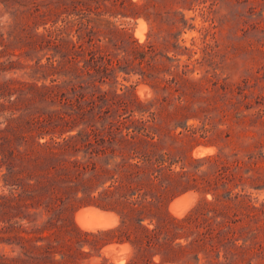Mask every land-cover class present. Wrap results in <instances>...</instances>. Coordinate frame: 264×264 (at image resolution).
<instances>
[{"label":"trees","instance_id":"trees-1","mask_svg":"<svg viewBox=\"0 0 264 264\" xmlns=\"http://www.w3.org/2000/svg\"><path fill=\"white\" fill-rule=\"evenodd\" d=\"M194 1L3 0L18 20L9 37L46 50L36 69L51 79L0 80V232L15 247L0 249V264H116L104 256L111 242L131 246L119 264H264V74L232 82L182 63ZM64 13L76 40L69 26H46ZM93 14L142 17L161 43L95 30ZM3 52L0 75L19 63ZM115 70L138 73L152 97L102 88ZM200 144L216 151L194 156ZM188 191L196 204L170 213ZM85 205L113 212L116 225L81 228L74 215ZM82 236L92 248H65Z\"/></svg>","mask_w":264,"mask_h":264},{"label":"rangeland","instance_id":"rangeland-1","mask_svg":"<svg viewBox=\"0 0 264 264\" xmlns=\"http://www.w3.org/2000/svg\"><path fill=\"white\" fill-rule=\"evenodd\" d=\"M14 11L15 8H7L3 0H0V34L5 33L0 36V51L5 50L3 54L7 55L15 53L16 55L12 59L19 62L15 65V68L2 72L0 80L16 78L29 82L37 81L39 84L44 81L49 83L51 76L47 79L42 78V76L46 77V75L36 69V61L39 59H41L42 64L47 63L46 50L25 51L24 48H21V43L16 42L17 40L13 37H9V34L18 23L14 16ZM185 12L191 27L185 30L181 38L185 41L183 44L189 48L192 57L188 60L189 54L186 53L181 58L182 63H190V68L195 70L194 73L197 76L208 74L221 79L227 78L232 82H240L258 72L264 74V54L259 52V50L264 51V0H195L191 8L186 9ZM90 18L92 20L91 26L95 30H107L109 27L125 28L140 42H144L149 38V40H153L158 44L161 43L160 39L151 34L153 33L151 32V25L142 17L133 19L120 15L114 17L93 14ZM47 20V27L69 26V30L72 29L73 38L77 39L76 34L78 33L76 30L78 25H73V17L68 18L64 13L61 16L51 15V17H47ZM56 20L57 23H55ZM42 22L44 20L40 24L38 23L39 28L36 29V32H43ZM33 27L36 28V25H33ZM100 38L101 44L108 47V50L114 49V40L111 37L101 34ZM2 44H6L7 47L5 48ZM19 56L21 57L19 58ZM5 58L2 57L1 60ZM263 85L264 83L261 86ZM102 88L117 93H124L129 89H134L141 99H148L153 95L152 88L142 80L138 73H126L120 70L113 71L110 78L102 85ZM195 148V151L193 150L192 152L194 156H204L216 151L215 147H204L203 144L197 145ZM4 191L1 181L0 194ZM257 195L260 200L264 199V192ZM199 197L200 195L194 191L180 194L173 201L170 200L171 202L167 206L168 210L173 215L181 217L196 204ZM174 201H177L180 209L183 207L179 214L174 213L171 208V203ZM3 208V205L0 206V210ZM90 208L96 209L101 215L104 214L107 219L113 220L111 225L94 230L110 228L116 225L117 216L113 212L100 210L95 205H85L76 210L74 221L77 225H79L77 213L80 210L87 211ZM3 218L4 216L0 214V228L7 225ZM11 235L13 233L0 232V236H3V239L0 240L1 250L9 251L10 248H15L6 243ZM92 241L93 237L91 236H82L80 239L74 238L65 248H81L83 242V248H92L89 244ZM130 247L127 243H108L104 247V256L116 264L125 263L131 255ZM92 259L95 260L97 258L93 257Z\"/></svg>","mask_w":264,"mask_h":264},{"label":"bare ground","instance_id":"bare-ground-1","mask_svg":"<svg viewBox=\"0 0 264 264\" xmlns=\"http://www.w3.org/2000/svg\"><path fill=\"white\" fill-rule=\"evenodd\" d=\"M171 208L176 214L181 213V211L183 210V207L181 208L182 210L178 207L177 201L171 203ZM77 220L79 225L86 230H94L96 228L107 227L108 225H111L113 223V220L107 219L104 214L101 215L96 209L93 208H90L87 211L80 210L77 213Z\"/></svg>","mask_w":264,"mask_h":264},{"label":"water","instance_id":"water-1","mask_svg":"<svg viewBox=\"0 0 264 264\" xmlns=\"http://www.w3.org/2000/svg\"><path fill=\"white\" fill-rule=\"evenodd\" d=\"M204 147H207L206 145H203ZM196 149V148H195ZM195 149H194V151H195ZM176 198V197H175ZM175 198H173L171 201H173ZM170 201V202H171ZM97 207V206H96ZM99 208V207H98ZM104 210V209H103Z\"/></svg>","mask_w":264,"mask_h":264}]
</instances>
